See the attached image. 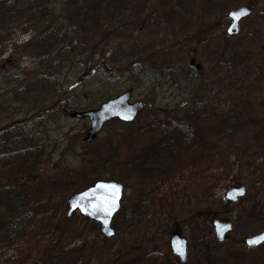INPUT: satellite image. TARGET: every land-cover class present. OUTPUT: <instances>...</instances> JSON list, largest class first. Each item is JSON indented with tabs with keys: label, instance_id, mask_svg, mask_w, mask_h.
<instances>
[{
	"label": "rangeland",
	"instance_id": "1",
	"mask_svg": "<svg viewBox=\"0 0 264 264\" xmlns=\"http://www.w3.org/2000/svg\"><path fill=\"white\" fill-rule=\"evenodd\" d=\"M55 1L44 10L38 0H19L9 13L13 22L3 28L12 27L0 42V142L35 133L40 170L32 180L17 175L22 187H32L34 204L66 201L114 175L123 177L124 202L112 224L113 239H104L97 224L76 213L67 239L54 231L43 233L38 243L31 239V224L21 243L0 248V264L20 247L48 244L58 247L48 264H96L115 253L118 238L133 244L136 254L118 264H180L168 244L174 231L187 240V264H264V245L251 250L243 244L264 230V126L258 118H264V0L254 5L250 0ZM243 2L253 13L238 35L228 37L226 14ZM38 13L45 21L59 16L78 59L123 72L122 91L132 89V101L145 103L133 123L113 121L96 140L83 142L88 122L65 117L63 105L56 106L62 92L76 86L60 46L38 56L29 43L32 28L12 26ZM219 21L224 24L206 40L192 37ZM19 45L16 62H7ZM35 70L65 76L38 85L27 79ZM190 94L195 95L191 115L179 134V122L168 120L160 108L167 109L173 95ZM173 139L180 149L172 151ZM5 173L12 177L16 168H3L0 176ZM239 184L246 195L227 204V191ZM223 214H229L233 232L220 243L211 223ZM35 260L26 264H44L41 256Z\"/></svg>",
	"mask_w": 264,
	"mask_h": 264
},
{
	"label": "trees",
	"instance_id": "2",
	"mask_svg": "<svg viewBox=\"0 0 264 264\" xmlns=\"http://www.w3.org/2000/svg\"><path fill=\"white\" fill-rule=\"evenodd\" d=\"M18 1L19 0L0 1V11H4L0 14V42L3 38H6L12 30L11 26L6 29L3 28L7 22H13L14 19H8V17L11 15L9 13ZM38 1L42 4L40 7H44V10L49 3L54 6L57 4V1L55 0ZM44 18V13L33 14V18L30 22L19 23L12 26L20 29V31H23V29L27 27L32 28L34 35L29 43L35 44L37 47L36 54L38 56L48 55L51 50L60 46L58 49L61 50L62 62L71 69L72 73H74L73 82H76V86L72 89H65L62 92L61 98L56 103V106L63 105L62 115L69 117L71 113L75 111L96 108L102 102L113 98L122 91L123 88L120 82L122 80V71L112 70L105 64H102V66H96V64H88L86 60L81 61L78 59L76 49L68 42L66 35L62 33V21L59 19V16L56 15L54 19L50 21H45ZM218 23L221 22L219 21L215 23L213 28L209 31H201L198 33L194 31L192 37L194 39L201 38L202 40H205L214 32ZM19 49L20 45L14 46L7 62H16ZM168 50L169 49H166V51ZM44 76L46 78H43ZM61 76L64 77L65 75L62 73L59 75L55 73V75L46 76L45 73L35 70L30 73V76L27 79L28 81L33 80L36 84L40 85L37 82L43 80L48 82L55 81ZM132 80L133 79L131 78L128 79V82L132 84L131 86H133L134 83ZM77 86L78 90L70 97V99H72L70 102L69 96L72 90ZM194 98V94H190L187 97L173 95V99L170 102L171 105L163 112L161 110L162 108H160V112L166 115L168 120L175 121V123L179 122L177 125L178 127H176V129L179 130V134L180 131L187 126H184V124L189 120L188 116L191 115L192 108L190 109L189 107ZM71 108L76 109L72 110ZM263 119L264 118H262V120ZM262 126H264V120ZM34 136L35 133L20 139V141L18 139H12L9 142H6L7 144L4 142L0 147V171H2L3 168L14 166L18 173L13 175L14 177H9V173L0 176V248L3 246L8 248L13 247L14 242L21 243V240L27 238V235L29 234L28 231L31 230L28 228L31 224L35 225L32 226L34 230L30 231L31 239L36 241L40 240L39 237L42 236L43 233H53L54 231L55 236H64L61 239H67L70 234L68 231L72 228V218L66 219L65 217L66 209L64 207V199H59L56 202L49 199L45 205H38V203L34 204L31 201L32 187L31 189H25L24 187H21L17 181L20 173L21 176L28 175L30 180H32L33 176L40 170L42 160L37 157V155H41V152L39 151L40 148H37L39 143ZM187 142H179L182 144L181 148H184ZM173 148L180 149L179 144L176 143L174 139L172 141V151ZM171 149L169 151H171ZM220 151L221 153L223 152L222 150ZM224 156L226 158V151L224 152ZM112 179L122 182L123 177L114 175ZM50 204L55 205L51 208ZM46 208H50L51 212L47 211ZM53 211L58 213V215L56 214L57 217L59 216L58 219L53 216ZM52 225H55V230L51 228ZM11 237L15 238L10 241ZM116 241L118 242V248L115 253L110 255L109 258H107V256H105L104 259L100 258L96 264H118L130 257L136 256V254H134L135 249L131 246L133 244L128 245L124 240H120L119 238ZM37 242L40 243L39 241ZM57 250L58 247L56 249L54 244L40 246L39 248L33 247L31 250L27 251H24L22 247H20L14 255L9 256L6 263L16 264L17 262L18 264L19 262H24L26 264L33 261L34 258L36 259L35 261H37V258L41 256L42 262L48 264L53 255L58 253ZM4 256L5 254H2V257Z\"/></svg>",
	"mask_w": 264,
	"mask_h": 264
},
{
	"label": "water",
	"instance_id": "3",
	"mask_svg": "<svg viewBox=\"0 0 264 264\" xmlns=\"http://www.w3.org/2000/svg\"><path fill=\"white\" fill-rule=\"evenodd\" d=\"M251 11L247 8H240L229 13L228 17L233 20L229 27V33L239 30L238 22L250 15ZM132 91L127 90L117 97L102 103L98 108L91 109L85 112H76L71 115L73 119L88 120L89 132L85 138V142L93 141L101 132L103 127L113 120H119L125 124L135 121L139 113L142 111L144 105L141 101L132 103ZM115 185L119 189L115 206L111 209V215H106L101 207L105 189L101 186ZM124 187L122 184L109 181V182H95L88 189L74 193L67 200V218L71 217L74 212H78L81 217L91 220L99 224L100 233L106 238L110 239L115 236V231L112 229L111 224L113 217L119 212L121 208V201L123 198ZM245 195V188L243 186L233 187L226 194V201L235 203L238 198ZM214 232L218 241L223 242L232 231V224L229 222H222L219 220L213 221ZM255 241V243H253ZM246 246L251 249H256L264 244V231L254 235L245 241ZM170 249L175 256H178L182 264L187 259V243L178 232L172 234L169 243Z\"/></svg>",
	"mask_w": 264,
	"mask_h": 264
},
{
	"label": "snow or ice",
	"instance_id": "4",
	"mask_svg": "<svg viewBox=\"0 0 264 264\" xmlns=\"http://www.w3.org/2000/svg\"><path fill=\"white\" fill-rule=\"evenodd\" d=\"M105 189V194L101 207L106 215H111V209L115 206V201L118 196L119 189L115 185L101 186ZM255 243V241H253Z\"/></svg>",
	"mask_w": 264,
	"mask_h": 264
},
{
	"label": "flooded vegetation",
	"instance_id": "5",
	"mask_svg": "<svg viewBox=\"0 0 264 264\" xmlns=\"http://www.w3.org/2000/svg\"><path fill=\"white\" fill-rule=\"evenodd\" d=\"M223 216L229 217V214H223ZM223 216L221 218H219V220H221V221H227L228 219L227 218H223Z\"/></svg>",
	"mask_w": 264,
	"mask_h": 264
}]
</instances>
